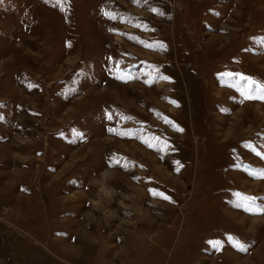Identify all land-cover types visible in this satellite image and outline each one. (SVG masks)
Wrapping results in <instances>:
<instances>
[{"label": "rangeland", "instance_id": "obj_1", "mask_svg": "<svg viewBox=\"0 0 264 264\" xmlns=\"http://www.w3.org/2000/svg\"><path fill=\"white\" fill-rule=\"evenodd\" d=\"M241 76L264 0H0V264H264Z\"/></svg>", "mask_w": 264, "mask_h": 264}, {"label": "snow or ice", "instance_id": "obj_2", "mask_svg": "<svg viewBox=\"0 0 264 264\" xmlns=\"http://www.w3.org/2000/svg\"><path fill=\"white\" fill-rule=\"evenodd\" d=\"M153 11H155V9H153ZM240 80L245 81V84L241 85L242 88L241 94L244 96L245 99L264 100V85L258 84L255 81H252L250 78H246L243 76L240 77ZM177 130L179 131L180 129ZM110 131L112 130L110 129ZM256 154L261 156L262 159H264V155H261V153H256ZM249 174L253 175L254 178L264 179V170H259L258 173L250 172ZM153 195H158L163 199H169L167 196H164L162 193L154 192ZM236 195L239 197L235 204L236 207L242 208L245 212H249L250 214H264V207L257 206L255 204V198L241 196L240 194H236ZM228 239L229 242L232 243V246L235 247L238 251H242V252L247 251V247L239 243L238 241H235V238L229 237ZM210 243H212V246L216 248H219L221 244L220 241H215Z\"/></svg>", "mask_w": 264, "mask_h": 264}, {"label": "bare ground", "instance_id": "obj_3", "mask_svg": "<svg viewBox=\"0 0 264 264\" xmlns=\"http://www.w3.org/2000/svg\"><path fill=\"white\" fill-rule=\"evenodd\" d=\"M118 37V36H117Z\"/></svg>", "mask_w": 264, "mask_h": 264}]
</instances>
